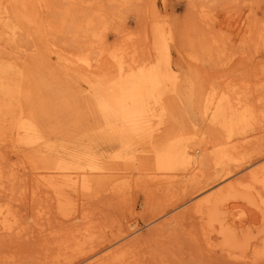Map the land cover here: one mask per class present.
<instances>
[{"label":"bare ground","instance_id":"bare-ground-1","mask_svg":"<svg viewBox=\"0 0 264 264\" xmlns=\"http://www.w3.org/2000/svg\"><path fill=\"white\" fill-rule=\"evenodd\" d=\"M160 2L142 36L117 26L109 42L99 0H0V237L29 234L4 197L30 182L35 231L54 240L41 257L50 264H135L141 229L186 212L207 253L264 263V66L241 81L210 75L216 40ZM248 19L236 15L233 39L264 48V26L255 33ZM207 170L215 183L203 185ZM176 185L192 191L142 224L131 215L118 237L88 210L103 194Z\"/></svg>","mask_w":264,"mask_h":264},{"label":"rangeland","instance_id":"rangeland-1","mask_svg":"<svg viewBox=\"0 0 264 264\" xmlns=\"http://www.w3.org/2000/svg\"><path fill=\"white\" fill-rule=\"evenodd\" d=\"M151 1L129 0L120 4L99 0V4L106 10V19L109 22L105 32L108 41H114L113 29L117 26L137 31L142 36ZM154 1L159 5L161 3L160 0ZM166 6L167 13L174 22L184 24L187 29H192L194 33L203 35L208 40H216L214 53L217 52L219 58L203 65L210 75L241 81L252 77L264 66L262 43H256V40L249 38H244L243 41L233 39V20L239 13L249 15L248 20L254 24L255 33L264 26V0H166ZM228 59L230 61L224 64ZM249 147L256 153L255 146ZM4 162L6 165L7 162L10 164L9 160ZM214 176L211 170H207L201 180L202 184L215 183ZM30 184L29 182L22 192L24 185L18 182L14 192L4 197H12L14 208L29 233L21 237H0V258L11 255V259L5 261V264H50L41 257L46 247L52 248L54 240L50 235H40L35 231L37 217L34 205L37 200L30 198ZM148 191L147 188L134 186L124 195L103 194L89 203L88 210L99 225L111 227L114 236L118 237L126 230V219L131 215L137 216L142 224L152 213L170 208L171 204L181 201L192 188L189 187L185 193L181 192L178 185L168 192ZM162 220L163 218L159 219ZM49 221L52 228L57 227L53 213L50 214ZM141 230L142 236L137 248V258L140 260L135 264H235L217 254L207 253L191 239L190 234L196 232L197 225L190 212L183 213L179 223L160 231L152 230L150 226Z\"/></svg>","mask_w":264,"mask_h":264}]
</instances>
